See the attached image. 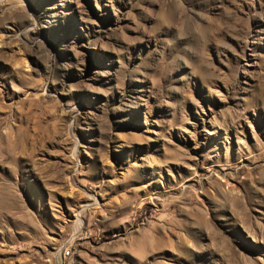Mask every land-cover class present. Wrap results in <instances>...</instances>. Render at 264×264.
Wrapping results in <instances>:
<instances>
[{"label":"rangeland","instance_id":"obj_1","mask_svg":"<svg viewBox=\"0 0 264 264\" xmlns=\"http://www.w3.org/2000/svg\"><path fill=\"white\" fill-rule=\"evenodd\" d=\"M0 264H264V0H0Z\"/></svg>","mask_w":264,"mask_h":264},{"label":"built area","instance_id":"obj_2","mask_svg":"<svg viewBox=\"0 0 264 264\" xmlns=\"http://www.w3.org/2000/svg\"><path fill=\"white\" fill-rule=\"evenodd\" d=\"M70 256H71V251L70 250L67 249L66 251H64L63 258H64L65 261L68 258H70Z\"/></svg>","mask_w":264,"mask_h":264},{"label":"bare ground","instance_id":"obj_3","mask_svg":"<svg viewBox=\"0 0 264 264\" xmlns=\"http://www.w3.org/2000/svg\"><path fill=\"white\" fill-rule=\"evenodd\" d=\"M78 221H79V223H81L80 220H78ZM80 225H81V224H80Z\"/></svg>","mask_w":264,"mask_h":264}]
</instances>
